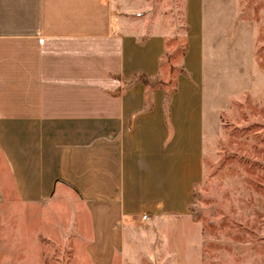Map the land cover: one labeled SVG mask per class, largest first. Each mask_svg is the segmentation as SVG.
<instances>
[{
	"label": "crops",
	"instance_id": "1",
	"mask_svg": "<svg viewBox=\"0 0 264 264\" xmlns=\"http://www.w3.org/2000/svg\"><path fill=\"white\" fill-rule=\"evenodd\" d=\"M204 5L186 0L170 88L156 80L171 76L164 56L183 35L159 0H0V127L23 124V204L116 206L121 254L131 220L184 210L188 181L181 208L166 188L202 164Z\"/></svg>",
	"mask_w": 264,
	"mask_h": 264
},
{
	"label": "rangeland",
	"instance_id": "2",
	"mask_svg": "<svg viewBox=\"0 0 264 264\" xmlns=\"http://www.w3.org/2000/svg\"><path fill=\"white\" fill-rule=\"evenodd\" d=\"M159 1L183 35L164 56L171 76L156 80L172 88L187 46L186 0ZM204 10L202 164L198 156L193 171L171 173L166 188L181 208L188 181L184 210L131 220L121 254L116 206L23 204V124H10L0 127V264H264V0H205Z\"/></svg>",
	"mask_w": 264,
	"mask_h": 264
},
{
	"label": "trees",
	"instance_id": "3",
	"mask_svg": "<svg viewBox=\"0 0 264 264\" xmlns=\"http://www.w3.org/2000/svg\"><path fill=\"white\" fill-rule=\"evenodd\" d=\"M142 79H143V81H144L146 84H151L150 81H149L147 78L142 77Z\"/></svg>",
	"mask_w": 264,
	"mask_h": 264
}]
</instances>
